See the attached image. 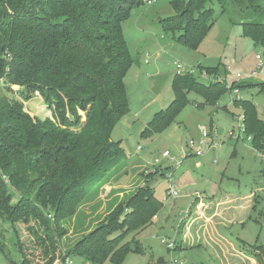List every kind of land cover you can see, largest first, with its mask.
<instances>
[{"label": "trees", "instance_id": "obj_1", "mask_svg": "<svg viewBox=\"0 0 264 264\" xmlns=\"http://www.w3.org/2000/svg\"><path fill=\"white\" fill-rule=\"evenodd\" d=\"M212 1L223 0H170L176 14L160 21L163 32L196 50L214 23V11L207 8ZM232 1L246 10H261L260 0ZM143 4L144 0H0V80L20 87L23 94L38 92L60 119L55 123L30 118L20 103L6 96V87H0V219L10 225L21 257L18 263L6 255L9 264H31L17 240L15 224L40 220L43 242L56 245L52 235L57 229L58 237L65 233L58 228L60 222L71 218L128 159L121 142L112 139L130 113L125 77L133 60L122 23ZM241 31L261 48L264 60V23H242ZM198 69V75L174 76L172 100L148 121L142 139L167 130L190 102V93L203 99L197 106H214L229 89L264 92V82L250 80L232 81L228 87L222 65ZM203 76L205 83L199 80ZM232 105L242 112L243 133L250 137L252 149L264 152V120L257 107L248 100ZM77 110L84 113L81 126ZM158 174L165 176L159 171L146 175L143 184L67 255L92 264H121L128 254L142 253L136 236L163 207L150 185ZM33 234L42 241L36 231ZM241 246L257 264H264V245ZM43 254L47 257L48 252Z\"/></svg>", "mask_w": 264, "mask_h": 264}, {"label": "rangeland", "instance_id": "obj_2", "mask_svg": "<svg viewBox=\"0 0 264 264\" xmlns=\"http://www.w3.org/2000/svg\"><path fill=\"white\" fill-rule=\"evenodd\" d=\"M259 5L261 10L254 12L241 8L232 0L209 3L207 8H212L214 11V23L196 50L176 43L170 34L163 32L160 21L176 14L170 0H154L151 6L143 4L132 11L130 17L122 23L123 35L133 60L125 77V87L129 109L138 112L144 105L146 109L143 108L144 112L141 116L132 117L124 125L119 124L112 134L113 140L121 142V147L125 150L128 159L111 172L106 183L98 189L96 194L93 192L89 199L78 206L71 218L60 222L58 228L61 227L65 233L58 237L60 232L57 229L58 231L52 235L56 245L51 247V242H43L45 235L40 220L30 219L27 224L22 222L15 224L17 240L31 264H41L50 257L55 259L53 264L66 257L70 258L73 264H92L81 256H68L67 253L83 236L103 221L115 204L133 193H127L124 198L119 201L115 199L106 206L108 199L112 200L117 193L116 188L122 190L132 185L129 189L133 191L143 184L146 175L155 171L165 173V176L158 174L150 181V185L153 187L155 197L163 202L162 210L167 222L163 230L155 227H147L143 230L137 240L146 248V251L143 250L140 254H128L121 264H160L157 262L158 258L165 257L167 252L165 245H161V241L172 240L173 229L175 230L179 221L184 218L185 222H182L176 237V246L179 247L181 244L183 247L182 231L186 228H190L193 232L198 230H194V223H191L193 227L190 226L189 222L193 219L190 220V216L186 218L193 198L199 197L197 193L202 194L205 190H209L210 186L219 185L220 180L223 184L229 185L230 191L239 197L254 191L256 187L264 186V158L254 153L250 144L246 142V137L240 128L242 112L230 103L229 93H226L214 106H197L203 104V99L190 93L188 95L190 102L167 130L148 139L140 137L144 119L152 111L165 108L173 98L170 86L175 76L173 61L181 62L185 71L193 70V75H198L199 67L222 65L223 71L227 72L225 80L228 87L235 75L251 73L256 69L255 57L262 54V50L242 36L241 24L264 23V0H260ZM146 54H149V64H144ZM199 80L205 83L206 77L203 76ZM250 81L264 82V64ZM0 87H6V96L20 103L24 113L30 118L38 121L49 119L59 123L60 119L55 114L54 106L47 104L38 92V95L35 92L23 94V89L13 85L7 86L5 81L0 83ZM240 100L254 103L259 117L264 120V92H259L258 88L243 90L240 91ZM77 112L81 126L84 123V113L80 110ZM66 117L68 119L71 117L68 112ZM210 125L213 129L215 128L216 137H213V140L208 139L206 147L202 149V156H193L188 143L193 141L197 146L201 139V132L208 131ZM211 140L212 143H210ZM211 144L214 146L208 147ZM234 151L237 155H234ZM165 152L168 153L166 158L163 157ZM143 163L145 166H142ZM197 163L201 165L197 166ZM226 168L225 177L222 173ZM121 169L124 172L120 177H116L118 178L116 181L115 174ZM169 174L173 175L175 183L180 188L176 198L166 194ZM128 183L130 184L127 185ZM255 204L252 219L257 220L258 223L250 222L244 229L234 226L230 232L234 236L232 240L235 244H238L236 240H239L247 246L255 245V243L264 245V194H259ZM206 209L210 210V208ZM207 216H210V212ZM197 217L201 219V216ZM196 227L200 228L198 224ZM33 230L38 233L42 241L37 240ZM214 235L215 225L207 226L205 235L203 237L197 235L196 239L193 235L194 237L189 238V244L191 248L222 247L226 251V247L222 245L227 243L217 241ZM128 240L129 238L126 239ZM14 244L10 225L0 219V264H9L6 255L13 261L20 262L21 257ZM181 247L178 250H181ZM45 251L48 252L47 257L43 254ZM195 252L198 256L188 252L185 255L180 254L178 260H182V264H212L207 258V250L200 249ZM170 260L171 258L168 262ZM237 262L242 264L243 261L236 259L235 263ZM244 264L247 262L244 261Z\"/></svg>", "mask_w": 264, "mask_h": 264}, {"label": "crops", "instance_id": "obj_3", "mask_svg": "<svg viewBox=\"0 0 264 264\" xmlns=\"http://www.w3.org/2000/svg\"><path fill=\"white\" fill-rule=\"evenodd\" d=\"M176 61H178V60H176ZM144 64H145V62H144ZM173 66H174V61H173ZM143 108L146 109V105H144ZM143 108H141L138 112L137 111L133 112L130 109V113L128 114V116H126L128 119H126V117H125L124 119H122L120 121L119 124L124 125L132 117L141 116L144 112ZM158 111H155V112L152 111V113H150L146 117V119H144L142 131L145 128L148 121ZM214 129L211 125L209 126V129H208V131L210 132V139L212 138V140H213V137L215 138L217 135V133ZM212 140L210 141V143L213 142ZM245 140H246V142H248L250 144L249 140H247L246 138H245ZM213 146L214 145H212L211 147H213ZM250 148L252 149L251 145H250ZM252 151L254 153L259 154L260 157L264 158L263 152L259 153V152L255 151L254 149H252ZM234 155H237L236 151H234ZM185 159H183V160H185ZM196 165L200 166L201 163H197ZM142 166H145V164ZM226 171H227V168H226L225 172L222 173V174H224L225 177H226V173H227ZM123 172L124 171L121 169L117 174L114 173L116 181L118 180V178H116V177H120L123 174ZM129 184L130 183H128L127 185H129ZM117 185H120V184H117ZM129 187H132V185H130ZM129 187H127V189H122V190L117 189V188L115 189L113 187L117 191V193L114 195V198L112 200H111V198L108 199V201L106 202V206H108V204L112 203L115 199H117L119 201L120 199L124 198L127 193L130 194L138 188V186H137L136 189L132 191L131 189H129ZM259 194H264V186L256 187L254 189V191L252 190L249 193L243 195L242 197L236 196V195H234V193H232L230 191L229 185L223 184V182H221V180H220L219 185L214 184V185L210 186L209 190H205V192H202V194L197 193V195H199V197L196 196L193 198V200L190 204V207L187 210V217L186 218H188V216H190V220L191 219H193V220L190 221L189 223L190 224L194 223L195 224L194 230H196V229H198V230L193 232L192 230L190 231V228L189 229L186 228L185 230L182 229L183 231H182L181 243L183 242L182 246H183V244H184V246L181 247L180 243H179L180 246L178 245L179 247H181L180 248L181 250L177 249V251H175L173 254L172 253L170 254V252L168 253L167 249L165 248L167 251L165 257H162V256L159 257L157 262L160 264H166V263H168L170 257L173 256V257L179 258L180 254L184 253L183 255H185L188 252L192 253L193 256H196V255L198 256V254L195 251H199L200 249H203V250H207V256H208L207 258L209 259V261L212 264H234L236 259L243 261L242 264H244V261H246L247 264H257L256 261L249 255V253L242 248L241 245L244 242L236 240V242L238 244L234 243V241L232 240V238L234 236H233V234H231L230 230L234 226H239V227H242L244 229L246 226L248 227V223H250V222L258 223L257 220L252 219V213L255 210L256 198H259ZM116 205L117 204H115V206ZM206 208H210V210L206 209ZM208 212H210V216H207ZM198 215L201 216L200 217L201 219H199L197 217ZM184 220H185L184 218L181 219L179 221L178 225L175 227V230L173 229L172 235H173V237H175V240H176V237L178 234L177 232L179 231V229L182 225V222H185ZM166 222H167V219H165V216L163 214V210H161L153 218L152 223L149 227H151V228L155 227L158 230H163ZM197 224L200 226V228L196 227ZM200 224L203 226L201 227ZM212 225H215L214 238L219 242L225 241L228 246L226 244H223L222 246L226 247L227 250L225 251L222 247L215 248V249H213V248H210V249L191 248V246L189 244V241H190L189 238H191L193 235L195 236V239H196L197 235L203 237V235H205V232H207V226H212ZM190 226H192V224ZM141 232H143V231H141ZM141 232L136 236V239L141 234ZM199 233H200V235H199ZM141 246H142L143 250L146 251V248H144V246L142 244H141ZM235 264H238V262Z\"/></svg>", "mask_w": 264, "mask_h": 264}, {"label": "built area", "instance_id": "obj_4", "mask_svg": "<svg viewBox=\"0 0 264 264\" xmlns=\"http://www.w3.org/2000/svg\"><path fill=\"white\" fill-rule=\"evenodd\" d=\"M153 2H154V0H144V3L148 6H151L153 4ZM255 59L257 60L256 69L254 71H252L251 73L244 72L242 74L235 75V78L233 80L234 82L240 83L243 81H248V80L253 79L257 75L258 71H260L263 67L264 60H263L262 54L257 55L255 57ZM145 63L146 64L149 63V54L145 55ZM174 69H175V71H174L175 75H177V76H180L183 74H188V73L193 74V72H194L193 70L185 71L184 65L179 61L174 62ZM0 83H2L1 80H0ZM228 93H229V101L231 104L233 103V101H239L240 100V90L239 89H232V90L229 89ZM35 94L38 95L37 92H35ZM240 120L242 122L243 118L240 117ZM240 128H241V132H243V125L242 124H241ZM209 138H210V132L203 130L201 132V139L198 142L197 146H195V143L193 141H190L188 143L189 148L191 149L193 156H195V157L202 156V154H203L202 149L204 147H206V144H207V141ZM247 140L250 141V137H248ZM211 146H212V144L209 145L208 147H211ZM163 157L164 158L168 157V153L165 152L163 154ZM182 158H185V157H182ZM167 179L169 181L168 187L166 190L167 196H169L171 198L178 197L180 188H179V185L175 183V181L173 179V175L169 174L167 176ZM161 245H165L167 251L172 253V254L176 251L177 246H176V240L174 237L172 240H169V241H161ZM170 258H171L170 262H168L166 264H182V260H178V258L173 257V256ZM54 264H73V262L70 260V258L66 257L62 260H57Z\"/></svg>", "mask_w": 264, "mask_h": 264}]
</instances>
